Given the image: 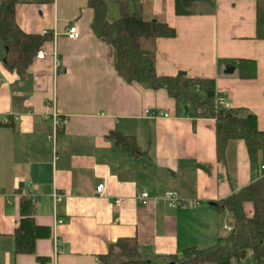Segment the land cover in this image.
<instances>
[{"label": "crops", "instance_id": "0c3cea01", "mask_svg": "<svg viewBox=\"0 0 264 264\" xmlns=\"http://www.w3.org/2000/svg\"><path fill=\"white\" fill-rule=\"evenodd\" d=\"M105 1L106 18L117 19L121 0ZM126 1L137 17L175 29L173 37L155 40L158 75L184 71L214 79L230 107L254 113L264 129V38L255 36L262 0H197L187 15L175 13L174 0ZM92 16L87 0L16 3V24L40 35L38 50L45 52L22 71L7 68L0 39V264H101L120 238H135L140 255H181L191 246L213 245L231 224L227 211L209 204L231 192L216 161L215 119L194 115L164 88L122 78L113 48L90 28ZM71 23L80 31L77 39L65 35ZM240 58L255 60V77L236 75ZM228 64L231 73L224 72ZM53 110L67 122L51 140ZM150 110L168 116H150ZM112 132L129 139L116 143ZM228 160L237 188L263 173L261 155L252 169L241 139L231 142ZM168 191L187 205L171 206ZM141 192L148 193L145 203L136 198ZM24 197L32 199L34 222L49 235L37 238L31 253H16Z\"/></svg>", "mask_w": 264, "mask_h": 264}, {"label": "trees", "instance_id": "16d2710c", "mask_svg": "<svg viewBox=\"0 0 264 264\" xmlns=\"http://www.w3.org/2000/svg\"><path fill=\"white\" fill-rule=\"evenodd\" d=\"M53 0H0V39L4 46L3 60L8 69L24 70L43 43L38 34L26 33L15 22L18 2H45ZM197 0H174L177 15L194 13ZM92 9L90 28L94 35L113 48L114 67L127 82L143 83L152 89L164 88L179 104H187L196 116L215 119L216 161L225 167L231 192L218 200L215 207L230 214L232 229L218 236L207 248L194 246L182 250L181 255H140L135 238H120L110 244L101 264H240L251 252L252 264H264V172L243 187H236V175L228 160L232 141L241 139L248 154L249 164L256 168L258 155L264 163V129L258 128L257 117L245 108L223 107L216 103L218 93L214 79L188 76L184 71L175 75H158L154 68V43L158 37H173L175 29L154 18H140L133 14L126 0L119 3V16L113 21L106 18L105 0H87ZM264 38V0L257 2L256 35ZM256 62L240 58L236 75L249 79L256 75ZM116 143L127 141L126 136L109 134ZM131 139V138H130ZM134 147V146H133ZM132 147V148H133ZM245 203L252 206L251 214ZM34 205L30 197L20 200V220L14 232V251L31 253L39 237L49 235L46 227L33 218Z\"/></svg>", "mask_w": 264, "mask_h": 264}, {"label": "built area", "instance_id": "2783aa9c", "mask_svg": "<svg viewBox=\"0 0 264 264\" xmlns=\"http://www.w3.org/2000/svg\"><path fill=\"white\" fill-rule=\"evenodd\" d=\"M47 30H43V33H47ZM65 35L67 36V38L69 39H77L80 36V31L77 27V25L75 23H71L68 24L66 31H65ZM45 52L42 50H38L36 53V57L37 58H43ZM52 56H53V61H54V68L59 66V61L56 57V52L53 51L52 52ZM216 103L218 105H221L223 107H230L229 103L218 93L217 99H216ZM148 115L150 116H165L167 117L168 114L167 113H162L161 111H148L147 112ZM51 118L53 121V127H52V131L50 134H48V138L53 140L55 137V130L58 126L64 125L67 122V118L65 116H63L62 118H59L57 111L53 110L52 114H51ZM259 170L261 172H264V163H262L259 166ZM96 193L100 196H102L104 194V183H100L96 186ZM53 196L55 197L56 195L53 194ZM136 198L138 199L139 202L141 203H145L147 198H148V193L147 192H141L140 194L136 195ZM164 198L169 202V204L171 206H176L177 204H180L182 206H186V202L185 200L180 199L177 196L176 192L173 191H168L164 194ZM34 200V199H33ZM223 228L225 229V231H230L232 229V225L231 224H224ZM251 252L249 251L247 253V258H251ZM248 264H252V262L248 263Z\"/></svg>", "mask_w": 264, "mask_h": 264}, {"label": "water", "instance_id": "95a60500", "mask_svg": "<svg viewBox=\"0 0 264 264\" xmlns=\"http://www.w3.org/2000/svg\"><path fill=\"white\" fill-rule=\"evenodd\" d=\"M233 71H234V66L233 65H230V64L226 65L225 70H224L225 73H231ZM209 204L215 205L216 203L215 202H209ZM157 264H160V263H157ZM165 264H174V262L171 261V262H168V263H165Z\"/></svg>", "mask_w": 264, "mask_h": 264}, {"label": "rangeland", "instance_id": "374dc122", "mask_svg": "<svg viewBox=\"0 0 264 264\" xmlns=\"http://www.w3.org/2000/svg\"><path fill=\"white\" fill-rule=\"evenodd\" d=\"M251 262L250 258H246L244 261H242L240 264H248Z\"/></svg>", "mask_w": 264, "mask_h": 264}]
</instances>
